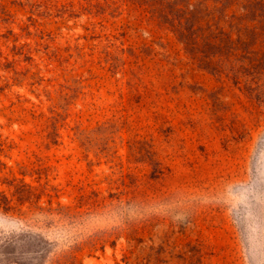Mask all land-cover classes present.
<instances>
[{"label":"rangeland","instance_id":"obj_1","mask_svg":"<svg viewBox=\"0 0 264 264\" xmlns=\"http://www.w3.org/2000/svg\"><path fill=\"white\" fill-rule=\"evenodd\" d=\"M84 3L0 0V264H264L256 39L236 79L143 1Z\"/></svg>","mask_w":264,"mask_h":264},{"label":"trees","instance_id":"obj_2","mask_svg":"<svg viewBox=\"0 0 264 264\" xmlns=\"http://www.w3.org/2000/svg\"><path fill=\"white\" fill-rule=\"evenodd\" d=\"M82 10L110 14L118 13L120 0H84ZM159 17L166 19L176 35L193 54L204 49L211 57L210 63L219 66L222 70L229 71L236 79H239L238 69L247 66V63L238 65V60L233 57L240 51L239 44L233 39V34L239 38L246 34L256 42L252 52H260L251 67L261 66L264 72V1L263 0H141ZM73 8V7H72ZM242 10V12H240ZM229 11H232L229 14ZM227 23V28L222 25ZM258 42V44H257ZM251 47V48H252ZM205 53L204 51L201 52ZM240 62V61H239ZM215 70V69H214ZM252 81L246 80L248 88L253 93ZM257 92V91H255ZM258 97V95H256ZM54 144L59 141V133L56 122L51 124L48 134ZM9 210L8 207H4ZM71 264H77L75 262Z\"/></svg>","mask_w":264,"mask_h":264}]
</instances>
